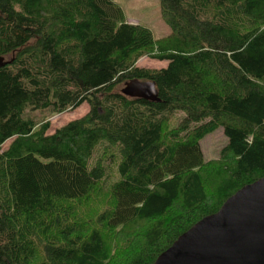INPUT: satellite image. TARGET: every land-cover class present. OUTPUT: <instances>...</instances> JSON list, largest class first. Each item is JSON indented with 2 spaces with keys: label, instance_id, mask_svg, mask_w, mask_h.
I'll list each match as a JSON object with an SVG mask.
<instances>
[{
  "label": "trees",
  "instance_id": "1",
  "mask_svg": "<svg viewBox=\"0 0 264 264\" xmlns=\"http://www.w3.org/2000/svg\"><path fill=\"white\" fill-rule=\"evenodd\" d=\"M159 3L155 40L113 0H0V264H152L264 176V0ZM134 78L160 100L123 95ZM83 103L51 134L25 116ZM218 128L222 165L200 148ZM138 221L131 254L107 243Z\"/></svg>",
  "mask_w": 264,
  "mask_h": 264
},
{
  "label": "water",
  "instance_id": "2",
  "mask_svg": "<svg viewBox=\"0 0 264 264\" xmlns=\"http://www.w3.org/2000/svg\"><path fill=\"white\" fill-rule=\"evenodd\" d=\"M4 64L0 57V66ZM120 92L130 98L160 100L151 80L130 79ZM152 264H264V176L197 221Z\"/></svg>",
  "mask_w": 264,
  "mask_h": 264
},
{
  "label": "rangeland",
  "instance_id": "3",
  "mask_svg": "<svg viewBox=\"0 0 264 264\" xmlns=\"http://www.w3.org/2000/svg\"><path fill=\"white\" fill-rule=\"evenodd\" d=\"M119 4L122 8L126 21L135 24H141L148 27L153 34L155 40L163 39L170 34V28L161 16L160 3L159 0H113ZM166 61H160L151 57L149 54L145 53L140 55L135 61L137 67L146 69H158L166 65ZM89 110L87 103L81 104L78 108L74 110H67L62 113L54 114L48 110H31L26 109L25 116L31 117L37 125H41L45 122L49 123L48 134L53 133L57 128L63 126L69 121L81 118ZM227 139L223 134L222 128H218L212 133L205 136L200 141V148L204 157V161L208 163H217V165H222V159L220 157V151L225 146ZM9 141L6 142L3 147L8 145ZM150 222L148 221H138L128 225L126 228V235L124 238L113 240L111 238H106L107 243L110 241L111 245L115 241L128 243L132 240L130 254L135 248L134 240L137 234H140ZM105 232H103L104 234ZM106 236V234H105ZM138 238V237H137ZM138 243V242H136ZM109 244V243H108ZM127 252L126 254H128ZM129 254V255H130ZM128 255V256H129ZM127 256V257H128ZM126 258L120 262H115L114 264H120Z\"/></svg>",
  "mask_w": 264,
  "mask_h": 264
}]
</instances>
